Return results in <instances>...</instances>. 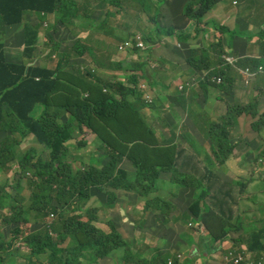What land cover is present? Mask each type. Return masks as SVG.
Instances as JSON below:
<instances>
[{"label":"trees","instance_id":"1","mask_svg":"<svg viewBox=\"0 0 264 264\" xmlns=\"http://www.w3.org/2000/svg\"><path fill=\"white\" fill-rule=\"evenodd\" d=\"M130 1L139 3L142 10L148 5L147 0H0V38L7 29L22 27L25 32L22 41L25 45L24 56L33 60L38 50L43 57L44 51L38 44L43 37H47L44 48L49 49L51 45L62 60L57 69L30 65L9 58L4 42H0V183L8 180V185L0 186V228L22 226L9 231L11 244H6V236L0 235V253L20 240L24 225L30 228L35 223L43 224V229H30L23 240L30 248L32 257L50 264H83L86 259L84 252L88 251L97 259L122 251L119 261H114V264H179L178 257L173 253L158 251L151 258L146 257L150 245L139 240L129 241L112 221L102 227L98 215L105 207L115 206L118 189L137 191L140 197L146 199L155 190L151 188L150 181L158 180L162 173H168L173 184L196 190L198 195H195L186 212L174 213L175 203L158 197L144 201V213L149 216L151 208H158L164 216L163 223L169 224L172 219L174 223L181 222L188 227L194 222L199 223L200 229L208 226L214 234L219 232L216 239L204 247L208 252H213L212 249L215 252L216 243L226 240L231 230L252 226L254 229H248V235L245 234L242 240L246 247L243 263L253 261L257 264L264 258V167L262 178L255 173L244 172V165L236 162V143L232 140L240 117H257L259 104L257 100L248 103L249 97L242 102L234 98V81L227 71L236 65L238 71L249 69L256 72V77L264 82V55L256 59L233 56L241 54L235 51L238 36L230 37V33L236 31L227 27L221 30L225 40L222 38L209 45L206 38L207 41L200 47L187 50V45L201 31L205 35L209 33L206 30L208 26L220 30L224 24L217 19L204 22L221 0H199L180 7L173 6V12L179 18V31L173 27H158L145 37V41L157 44L154 38L156 30L158 36L176 37L183 44L191 68L203 73L199 75L191 71L199 78L197 83L205 96L210 95L211 103H215L212 94L224 92L233 98L232 102L226 101L224 114L210 115L194 107V98L188 93L187 86L173 89L172 84L149 79L148 63L152 70L155 65L149 60L138 67L132 63H122V70L129 71L125 75L111 72L104 77L97 74L98 70L93 64V68L85 67L84 71H80L78 61L71 63V60L86 57L93 48L98 53L99 68L113 71L111 67L115 57L111 50L107 48L104 53L99 51L89 35L91 32L99 34L103 41V35H114L119 21L116 26L113 22L122 14L129 17L126 2ZM100 4H104L106 13L96 20L97 6ZM164 4L165 1L157 0V15L162 12ZM28 13H34L33 16L37 15V18L29 22L26 18ZM51 16L56 18V22L48 29ZM186 18L195 22L197 27L190 25L184 30L190 24L185 21ZM42 28L44 31H41ZM127 39L123 38L124 42L118 50L126 43L131 44L127 49L137 45V35ZM261 40L264 41V32ZM102 46L100 44L99 47ZM227 47L234 51L233 55L226 52ZM146 51L140 47L133 50L139 54ZM229 58H234L236 63L234 59L232 63L228 61ZM163 65L166 66L165 63ZM260 66L263 67L262 72L258 71ZM178 68L175 66L176 70ZM157 70V76L162 73L161 69L154 68L153 76ZM238 73L243 79L242 73ZM164 74L167 78L171 76L170 71ZM114 76L118 79L109 81ZM142 84H147L148 88H141ZM154 86L162 89L156 92L155 98L145 99V94H149ZM167 93L176 98L186 117L196 126L204 144L192 138L189 127L181 123V114L168 104ZM146 109L151 110L147 118L143 113ZM168 116L172 117L175 126L169 123ZM252 125L261 134L264 114ZM166 128L170 132L169 137L163 133L162 129ZM178 130L181 131L180 135L177 134ZM30 137L43 147L42 151L37 149L39 146L21 151L22 145ZM93 143L107 156L103 168L95 165L100 161L89 158L91 163H88L70 155L72 149L79 151ZM261 157L263 155L258 158ZM67 159L79 160L82 169L74 168ZM125 160L136 170L133 180L122 177L120 166ZM217 169L234 173L237 179L234 180L235 184L223 182L216 174ZM183 171L193 172L187 174ZM234 189H239L236 196ZM247 190L252 192L247 193ZM246 203H252L253 208ZM234 207L238 209V226L232 224ZM73 211L79 213L70 215ZM82 212L87 215V220L83 219ZM51 214H54V220ZM27 215H32L34 222H30ZM104 226H108L110 231H106L107 227ZM178 230L171 229L167 239L169 243L173 239V249L177 250L182 248L179 241L186 239L184 231L178 233ZM67 240L68 247L64 252L68 257H59L63 250L57 246ZM188 241L198 244L194 235ZM233 245L234 248L239 246L236 243ZM194 260L192 258L188 262Z\"/></svg>","mask_w":264,"mask_h":264},{"label":"rangeland","instance_id":"2","mask_svg":"<svg viewBox=\"0 0 264 264\" xmlns=\"http://www.w3.org/2000/svg\"><path fill=\"white\" fill-rule=\"evenodd\" d=\"M161 1V0H159ZM164 1V0H163ZM227 1V0H224ZM230 3L233 2V0H228ZM148 5L142 10L139 9V3L137 2H126V14L129 15V17H125L124 14L120 15L118 19H115L113 24L114 26L117 25V22L119 21V28L115 31L114 35H111L107 38V48L111 50L113 56L115 57V62L114 65L111 67V69L114 72H119L122 75H125L127 70H122L121 64L122 63H132L136 67L139 66L140 63H144L149 60V62H154L155 65L153 67V70L151 69V64L148 63L147 70H148V78L152 79H159L161 83H166V84H172L173 89L176 88H183L185 86L188 87V93L192 94L194 101H193V106L197 107L199 110H204L210 115L218 113H224L226 111V101L228 100L229 102H232L233 98L231 99L230 95H222V96H216L212 94V99L215 100V103L212 104L210 100V95L205 96V93H203L202 87L197 83L199 81L198 77H195L191 71L196 72L199 75H202L203 73L201 70H195L191 68V64L187 62V56L185 51L183 50V44L176 38V37H166L164 35L158 36L157 30L156 33L154 34V38L157 40V44H150L145 41V37H148L151 35V32L156 29V28H170L173 27L176 31H179L178 27L180 25L177 16L173 12V7L171 4H164V7L162 9V12L157 15L156 12L158 8L156 7V2L155 0H147ZM98 11L96 12V20H100L102 16L106 13L104 10V4H100L97 6ZM263 14H264V10ZM212 14V12H211ZM215 14H218V16L221 14L219 12H216ZM217 17L216 15H214ZM210 17V16H209ZM218 18V17H217ZM28 20V19H27ZM220 23H224L223 27L219 30L214 26H208L206 30H208L209 33L207 35L203 34L201 31L200 35L194 39L191 40L189 45H187V50H189L192 47H200L204 43V41L209 40V45L213 43H217L220 39L223 37V32L221 30L224 29V27L229 28L231 31H234L232 28L235 27L234 22L228 21L227 18L219 19ZM29 22H33L34 20H28ZM186 22H189L190 24L184 29H188V27L191 25L192 27L196 28L197 26L195 25V22L189 21V19L186 18ZM208 22V19L206 18L204 22ZM53 25L51 22L48 26L51 27ZM22 28V27H21ZM23 29V28H22ZM254 29V28H253ZM41 31H44V28H42ZM56 37L60 40L61 37L57 34H55ZM137 35L138 39L141 38V46L143 47L142 49L148 50L146 52H141L140 54L138 52H133L132 49H126V50H118L119 45L124 42L123 38H129L132 39ZM238 36L240 37L238 31L230 33V37ZM207 38V40H206ZM127 39V40H129ZM226 39V38H225ZM224 39V40H225ZM1 41V39H0ZM71 41V40H70ZM69 41V42H70ZM126 41V40H125ZM162 41V42H161ZM72 42V41H71ZM103 40L100 38L99 34H95L93 36L92 44L95 47L100 46V43H102ZM145 43V44H144ZM46 44L45 37L42 38L41 41V47L44 51V55L42 59H47L52 61V66L57 67L62 64L61 57L54 51L53 47L50 45L49 49L44 48V45ZM68 44V43H66ZM251 46L254 45V42L250 40ZM103 48V47H101ZM95 48L91 49V51L86 55V58L89 59V61H92V63L88 61H79L77 63V67L80 71H84V68H93V65H95L96 70H98L97 74L106 76L110 75L108 71H110V68H99L98 62L100 61L98 58V53L94 51ZM150 49V50H149ZM231 48L227 47L226 50H230ZM51 51V53L46 54L48 51ZM186 50V51H187ZM107 51V50H105ZM105 51H102L104 53ZM254 51L260 52L258 55L261 54V47L260 45H257L254 48ZM101 53V54H102ZM236 58H242L240 55H233ZM162 59H166V61H162ZM231 60L234 58H230ZM163 63L166 64L163 65ZM93 64V65H92ZM108 65L111 63L108 61ZM34 66H40V61H36L33 63ZM175 66L179 67L178 70L175 69ZM238 66L232 65L231 69L234 70L235 76L239 80V89L236 92V99L240 100L242 102L245 98H248V103L257 100L258 101V116L253 118L249 115L240 117V130L243 129L242 135L239 139L232 141L238 142L237 146L234 149V154H237V159H242L243 154L245 152H250L246 158V166L244 167V172H252L255 173L259 178L263 177V167H264V154L263 152L261 154L260 151H264V126L262 128L261 134H259L254 128H253V122L259 120L262 117V114H264V82H262V78H258L254 75H248L249 71L243 70V71H238ZM56 68V69H57ZM154 68L156 69H161L162 73H160V76H157L158 70L156 71V74H154ZM260 69V68H259ZM231 70V71H232ZM165 71H170V77L167 78V75L164 74ZM242 73V76L238 73ZM175 75H177L175 77ZM231 75V73H229ZM153 76V77H152ZM117 76H114L109 81H115ZM141 88H148L147 84H142ZM162 88L158 86H154L149 94H145V99H148L150 97L155 98L156 92L160 91ZM181 91V90H179ZM183 91V90H182ZM235 91V88H234ZM169 96L168 97V104L173 105L177 112L181 114V123L184 125H187L186 127L189 130V133L191 134L192 138L196 139L198 142L204 144L205 141L199 136L198 131L196 126L193 124V122L186 117L184 112L179 106L178 101L176 100L175 97L171 96L170 93H167ZM144 100V99H143ZM216 102H219L218 105H215ZM225 104V105H224ZM219 105L225 106L224 108H219ZM163 111H165V107H163ZM146 113V118L149 116L151 113L150 109H146L143 111V113ZM215 116V115H214ZM149 120V119H147ZM167 120L169 123H171L173 126L174 125V120L172 119L171 116H168ZM245 124V125H244ZM163 133L169 137V131L168 129H162ZM178 135L181 134V131L178 130ZM182 141H185L183 138H180ZM32 142L35 144L37 147L39 144L35 143L34 139L28 138L26 142L23 144L21 147V151H26V149H29V143ZM263 142V143H262ZM246 145H248V148L246 149ZM186 147L190 149L189 145L186 144ZM39 151L43 150V147H38L37 148ZM70 155L74 157H79V159H84L88 163H91L89 158H92L96 161H100L99 163L95 164L99 169L103 168L104 163L107 162V156L99 149V146L96 144L88 145L86 148H83L82 150H73L70 153ZM259 155H263V157L258 158ZM242 156V157H241ZM236 159V161H238ZM68 161L73 163L74 168H79L82 169V164L79 160L71 161L67 159ZM120 170L123 172V178H128L130 180H133L136 175V170L132 167V164L129 161H125L121 166ZM27 175H31L30 173H26ZM216 174L220 176L222 179L230 182H234V180H237L234 173L232 172H223L222 170H217ZM13 178V177H12ZM171 175L168 173H162L160 175V178L155 181H150V185H152L153 189L156 190V193L150 194L146 199L132 194L131 191H123L124 188L118 189L117 193L119 195L117 201L115 202V206L112 210V212L103 214L101 211H99V217L103 224H108L107 222L112 221L116 228L119 230L120 233H122L125 237L128 236L129 241L133 240H139L142 241L143 236L142 233L140 232V229L136 230L135 233L132 232L131 230V224L130 221H133L134 214L131 212L132 206H137L142 204V202L147 201V200H153L158 197L167 199L169 201H172L175 203V209L174 211L179 210L180 212H186L191 205V203L195 199V195H198V191L193 190V189H187L182 186L173 184L170 180ZM8 185V180H3L0 183V186H6ZM104 190H108L107 188H104ZM252 192V190L248 191L247 193ZM26 195H29L28 191H25ZM120 198V199H119ZM96 201V199H93ZM93 202L89 203L88 207L92 204ZM249 205L251 208H253L252 203H246ZM151 219L150 223L153 224L154 228H149V229H144L143 231L150 230L153 232L154 236H157L159 238L151 237L148 238V243H152L155 247L156 250H165L166 249V243L164 238L168 233H170L171 229L173 228H179L178 233H182V230L185 233L186 239H193V235H197V242L199 246L205 247L207 246L210 242L212 243L213 240L216 239V236L219 235V232H216L215 234L211 232V229L208 228V226H203L202 231L197 232V227L195 226L196 223L190 224L188 227H176L172 223L170 224H163L164 221V216L160 212L158 208H151ZM79 212H71L70 215H76ZM81 215H83V219L87 220V215L85 212H82ZM121 216L122 218H125L124 221L126 224H121L123 223L122 220H115L116 216ZM54 217V214H51V219ZM27 218L30 222H34V218L32 215H27ZM55 218H53L54 220ZM247 220V217H245V221ZM183 221V219H182ZM233 225H237L238 223H233ZM193 225V226H192ZM22 226L18 224L15 227H5V228H0V235L1 236H6L5 241L6 244H11L10 239L11 235L8 234L10 230L14 228H21ZM43 224H35L33 223L30 228L29 225H24L23 226V235L21 236L20 240H16L15 243L12 246H7L3 253H0V264H50L49 262L44 261L43 259H37L36 257H32L30 253V248L28 247L27 243L24 242L23 239L29 234L30 229L33 231L34 229L41 230L43 229ZM106 231H110L108 226ZM234 227L233 229H235ZM248 229H254L252 226H246V228H240L236 229L235 232L237 234L230 235L224 243L220 240L218 241L219 243H216L215 248L220 247V244H222V248L225 251V256H231L233 255L234 251L237 252V257L241 260L242 264H255L253 261H247L243 263L244 261V251H245V246L242 242V240L245 237V234L248 235ZM238 231V232H237ZM124 232V233H123ZM215 236V237H213ZM243 237V238H242ZM232 239H238L241 241V243H236L239 245L237 248H233L232 244ZM59 249L63 250L61 253H59V257L65 256L68 257V254L64 252V250L68 247V240L65 243H61L57 246ZM192 248V249H191ZM197 246L195 244L190 245L189 249L186 251L185 246L182 247L181 249H173L177 253L175 256L178 257V261L180 264H182L188 256L191 254H195V249ZM157 251H153L150 253V258L156 253ZM86 259L83 261V264H113L114 261H119V258L122 255V251H118L115 255L111 257H106L103 259H97L90 251L87 253L84 252ZM257 264H264V258L260 260Z\"/></svg>","mask_w":264,"mask_h":264},{"label":"crops","instance_id":"3","mask_svg":"<svg viewBox=\"0 0 264 264\" xmlns=\"http://www.w3.org/2000/svg\"><path fill=\"white\" fill-rule=\"evenodd\" d=\"M164 1L167 4H171L172 7L173 6L180 7V5H183L187 2H198L199 0H164ZM155 2H157V0H155ZM262 10H264V0H233L232 3H230V1H228V0L227 1L221 0L220 4L212 12V14L208 20H211V19H217L218 20V18L219 19L227 18L228 21H230V22L233 21L235 27L232 29L234 31H238L239 35H241L240 37H237L235 40V44H236L235 51L238 53H241L240 56L242 58L246 57V59H251V58L256 59V58H260L261 55H264V41L261 40L262 33L264 32V14H263ZM216 12H219L221 14L218 16V14H215ZM33 15H35V14L34 13H28L26 15V18L28 20H31V21L35 20V18H37V16H33ZM214 15H216L218 18L215 17ZM50 22L52 24H54L56 22V18L54 16H51ZM95 34L96 33L91 32L89 37L90 36L93 37ZM24 37H25V32L21 27H19L17 29H7L5 34L2 35V37L0 39H1V41L4 42V44L6 46V52H7V56H9V58L21 60L22 62L30 63V65H33V63L36 61H40L39 67L48 66L50 69H56L57 68V67L55 68L52 66L51 60L49 61L47 59H42L41 54L38 50H36V52L34 53L35 58L33 60L31 58H27V56H24L25 45H23V42H22ZM103 37H104V41L102 43H100L103 45L102 46L103 48L99 47V51H105L107 49L106 42H107L108 37H106L104 35H103ZM222 38L225 39L226 37L223 35ZM250 40H252L254 42L253 46H251ZM41 41L42 40L39 41L38 45H41ZM69 43H71V41ZM257 45H260V47H261V54L260 55H258L260 52L254 51V48ZM67 46H68V44L65 45V48H67ZM71 46L72 45H70V47ZM226 52L230 55H233L232 52H234V51L232 49H230V50H226ZM226 52H225L224 57L226 56ZM43 56H45V55H43ZM242 58H239V59H242ZM77 61L78 62L79 61H88V62L92 63V61H89V59H87L86 57H84L80 60L74 57L71 60V63H75ZM111 72L114 73V71H108V73H111ZM227 73H228V75H229V73H231V75H229V77L234 81V85H235V96H234V98H236L237 97L236 92L239 89V80L235 76L234 71H231L228 69ZM176 76L177 75H175V77ZM215 95L216 96H222V95H226V93L221 92V93H218ZM218 104H219V102H216L215 105H218ZM218 107L222 109L225 106L219 105ZM224 113H218L217 116L222 115ZM240 124L241 123H240V119H239V124H238L237 128L234 130L235 131L234 136H233L234 138L232 141L239 139L242 135L243 129L240 130V127H239ZM30 138L34 139L33 137H30ZM35 143H36V141H35ZM234 143H236V146H237L238 142L236 141ZM32 146L37 147L35 144L30 142L29 147H32ZM247 148H248V145H246V149ZM262 152L264 154V151H260L259 154H261ZM248 154H250V152H245L242 155L243 156L242 159L241 158L237 159V154H236L235 157L238 160L236 162L238 164H243L245 167L247 165L246 164L247 163L246 158H247ZM217 170H222V169H217ZM222 171L225 173L227 172L225 170H222ZM183 172L187 173V174H191L193 171H183ZM218 177L221 180H223V182L235 184V181L230 182V181H226V180L222 179L220 176H218ZM189 189H191V188H189ZM123 191H128V190L124 189ZM238 192H239V189H234V195L235 196L237 195ZM131 193L138 195L137 191H131ZM154 193H156V190L150 192V194H154ZM118 197H119V195H118ZM113 208L105 207V209L102 211V213L103 214H106V213L110 214L112 212ZM131 212L134 214L133 221L132 220L130 221V224L132 226L131 227L132 232L135 233L136 230L140 229V232L142 233V236H143L142 241L145 244L150 245V247H151V249L146 253V257L150 258V253H152L153 251H157V252L162 251L163 253H169V254L174 253V252L177 253L176 251L172 250L174 247L173 239H172L171 243H169L167 241L168 234L164 238L165 243H166V249L165 250H156L155 247H153L154 245L152 243H148V238H150V236L152 238L153 237L159 238V237L154 236L153 232H151L150 230L143 231L145 228L146 229L154 228L153 224L150 223V219L152 216L151 211H150L149 216L147 213H144V202H142V204H140V205L132 206ZM178 212H180V211H175L174 213H178ZM237 215H238V209L236 207H234L233 213L231 214V218H232V221L234 224L238 223ZM125 218H122L119 215V216L115 217V220H117V221L122 220L123 223H121V224H126L124 221ZM170 223H172L176 227H178V226L179 227H185L186 226V224H183L181 222L180 223H174L172 219H171ZM163 224H167V223H163ZM190 224H192V223H190ZM195 226L197 227V232L202 231V228L201 229L199 228V223H196ZM233 234H237L235 232V230H231L230 235H233ZM194 236H195V240H197V235L194 234ZM126 237L128 238V236H126ZM225 241H228V240H224L222 242L224 243ZM238 242H240V240L232 239V244H235ZM179 244L182 245V247L185 246V250L187 251L191 245V242H189L188 239H181L179 241ZM195 246H197V248L195 249V252H194L195 254H191L190 256H188V258L182 264H225L224 253H216L215 254L214 249H212L213 252H208L207 250L204 249V247L199 246L198 244H195ZM221 246H222V244H220V247H218L216 249L221 250V248H222ZM206 253H213V254L208 255ZM192 258H195L196 260H194L193 262H188V260L192 259ZM113 264H114V262H113Z\"/></svg>","mask_w":264,"mask_h":264},{"label":"built area","instance_id":"4","mask_svg":"<svg viewBox=\"0 0 264 264\" xmlns=\"http://www.w3.org/2000/svg\"><path fill=\"white\" fill-rule=\"evenodd\" d=\"M141 42H142V39L141 38H139L138 40H137V45L136 46H132V49L133 48H138V47H140V48H143L140 44H141ZM145 44V43H144ZM129 46H131V44L130 43H126V45L125 46H122L121 47V50L123 51V50H126L127 49V47H129ZM128 50V49H127ZM228 61H230L231 63L233 62V59L231 60L230 58H229V60ZM236 62V60L234 59V63ZM260 69H259V71H263V67H259ZM249 71V73H248V75L250 76V75H254V76H256V72L254 73V72H252L251 70H249V69H246V71ZM226 260L228 261V258H226ZM242 262H241V260L237 257L236 259H235V261H234V264H241Z\"/></svg>","mask_w":264,"mask_h":264},{"label":"clouds","instance_id":"5","mask_svg":"<svg viewBox=\"0 0 264 264\" xmlns=\"http://www.w3.org/2000/svg\"><path fill=\"white\" fill-rule=\"evenodd\" d=\"M37 16V15H36ZM49 24H50V21H49ZM45 39H47V37H45ZM122 47V46H121ZM121 49V48H120ZM132 49V48H131ZM136 49V47L135 48H133L132 50H135ZM50 54V53H49ZM236 63V62H235ZM260 67H262V66H260ZM246 70V69H245ZM258 71H259V68H258ZM23 146V145H22ZM233 248H234V246H233ZM237 252L238 251H234V252H231V253H233V255H231V256H225V251L223 250V248H221V250H219V249H216V251H215V254L216 253H224V257H225V264H234V261H235V259L237 258ZM226 258H228V261L226 260ZM242 264V263H241Z\"/></svg>","mask_w":264,"mask_h":264}]
</instances>
